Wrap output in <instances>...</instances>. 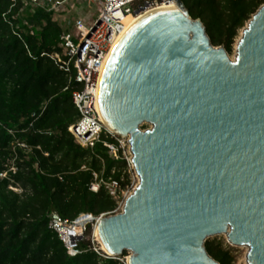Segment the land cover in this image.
<instances>
[{
    "label": "water",
    "instance_id": "obj_1",
    "mask_svg": "<svg viewBox=\"0 0 264 264\" xmlns=\"http://www.w3.org/2000/svg\"><path fill=\"white\" fill-rule=\"evenodd\" d=\"M118 46L100 82L106 124L129 139L139 183L120 214L93 218L127 264H219L226 236L264 264V5L232 61L181 0Z\"/></svg>",
    "mask_w": 264,
    "mask_h": 264
},
{
    "label": "trees",
    "instance_id": "obj_2",
    "mask_svg": "<svg viewBox=\"0 0 264 264\" xmlns=\"http://www.w3.org/2000/svg\"><path fill=\"white\" fill-rule=\"evenodd\" d=\"M181 1L203 23L212 45L228 53L264 5V0ZM62 33L53 13L24 7L22 0H0V175L6 174L0 178V264H123L92 250L91 226L76 257L67 255L50 228L53 214L74 221L115 210L103 187L90 191L95 174L122 188L131 178L125 159H116L104 145L113 139L102 137L93 149H83L68 130L78 118L72 101L77 85L46 56L60 51ZM205 247L219 264L234 263L222 243L207 241Z\"/></svg>",
    "mask_w": 264,
    "mask_h": 264
},
{
    "label": "built area",
    "instance_id": "obj_3",
    "mask_svg": "<svg viewBox=\"0 0 264 264\" xmlns=\"http://www.w3.org/2000/svg\"><path fill=\"white\" fill-rule=\"evenodd\" d=\"M79 1L22 0L24 7L42 9L49 13L68 9L76 16L69 22V27L63 30L60 51L46 56L54 61L68 78L69 83L73 82L77 85L72 101L78 112V118L68 129L75 143L83 149H93L102 137L111 138L114 143H104L105 147L116 159L121 155L127 162L131 178L130 185L126 188H122L119 181L99 178L96 174L94 184L90 185V191L94 193L103 187L115 201V210L100 216L106 217L122 212L127 198L135 190L133 183L138 176L132 164L129 139L110 131L102 120L99 105L101 78L112 48L132 21L175 2L174 0H84L81 7ZM85 3L94 7L95 15L86 12ZM18 146L25 148L24 144L18 143ZM0 178H6V174L0 175ZM93 218L92 215L84 214L74 221H69L53 214L50 217V228L63 243L67 255L76 257L80 254L79 244L86 239L88 227L91 226L94 230L92 250L102 259L117 260L127 264L128 259L124 261L121 257H112L101 249L95 237L96 223L92 222Z\"/></svg>",
    "mask_w": 264,
    "mask_h": 264
},
{
    "label": "rangeland",
    "instance_id": "obj_4",
    "mask_svg": "<svg viewBox=\"0 0 264 264\" xmlns=\"http://www.w3.org/2000/svg\"><path fill=\"white\" fill-rule=\"evenodd\" d=\"M82 1L84 2V0H80L79 1V3H80L79 6H81V7L83 6ZM84 8H85L86 12L90 13V15H95V9H94L93 6H90L89 4L85 3ZM75 18H76V16L73 14V12L68 10V9L65 10V11H62V12L53 13V21L55 23L59 24L62 27V30H66L69 27V22L73 21ZM247 23H246V25H247ZM246 25H245V27H246ZM242 30L239 31L238 36L236 37L235 42L233 44L232 50L228 53L229 58L232 61L235 58V49H236L237 43H238V41H239V39L241 37ZM216 48H219V47H216ZM138 183H139V180L137 178L134 179V183H133L134 184V188L137 187ZM15 191L19 192L17 190H15ZM93 233H94V230L92 228L91 235L87 236V238L91 242L93 240ZM94 239H95V237H94ZM208 241L209 242H220V243L223 244L224 247L228 248L231 251V253H232L233 257H234V263L233 264H247V261H246L247 248L246 247H233V246H231L228 243V240H227L226 236H219V237H216V238H211ZM129 257H130V253H125L124 256L121 257V259L126 261Z\"/></svg>",
    "mask_w": 264,
    "mask_h": 264
},
{
    "label": "bare ground",
    "instance_id": "obj_5",
    "mask_svg": "<svg viewBox=\"0 0 264 264\" xmlns=\"http://www.w3.org/2000/svg\"><path fill=\"white\" fill-rule=\"evenodd\" d=\"M178 8L176 6V4H171L170 6L168 7H165V8H161L160 10H157V11H154L146 16H143V17H140V18H137L135 20L132 21V23L126 28V30L122 33V35L120 36V38L117 40V42L115 43L114 47L112 48V51L108 57V61L107 63L109 62L111 56L113 55V53L116 51V49L118 48V46L124 41V39L140 24L142 23L145 19H147L148 17H150L151 15L157 13V12H163V11H177ZM107 65V64H106ZM102 120L104 121L105 125L108 127V129L110 131L113 132V130L111 129V127L109 125L106 124L105 120L103 119L102 117ZM95 237L97 239V241L99 242L100 244V247L101 249L108 253L107 249L104 247V245L102 244V241L100 240V237H99V233H98V230L95 229ZM109 254V253H108Z\"/></svg>",
    "mask_w": 264,
    "mask_h": 264
}]
</instances>
